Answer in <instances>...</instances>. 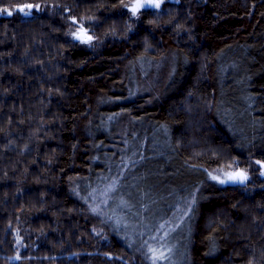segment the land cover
I'll list each match as a JSON object with an SVG mask.
<instances>
[{
  "label": "trees",
  "instance_id": "1",
  "mask_svg": "<svg viewBox=\"0 0 264 264\" xmlns=\"http://www.w3.org/2000/svg\"><path fill=\"white\" fill-rule=\"evenodd\" d=\"M26 3L42 7L0 15V264H151L141 240L170 227L171 264H264V0L0 7ZM231 161L246 187L208 177ZM104 177L119 226L82 199Z\"/></svg>",
  "mask_w": 264,
  "mask_h": 264
},
{
  "label": "snow or ice",
  "instance_id": "2",
  "mask_svg": "<svg viewBox=\"0 0 264 264\" xmlns=\"http://www.w3.org/2000/svg\"><path fill=\"white\" fill-rule=\"evenodd\" d=\"M176 2H179V0H176ZM165 3V0H131V4H122V7L126 9L128 12L131 13V17H138V14L141 13L142 10L149 11V10H158L161 8V5ZM40 4H32V3H26V4H16L11 7L4 6L0 7V15L3 16H12L15 13H20L24 17H30L32 15V9L35 8L36 10L41 9ZM43 7H48L47 4L43 5ZM52 7H58L57 5H53ZM159 14L158 12L156 13ZM91 17H88L87 20L85 18H81V20L77 21L75 17L71 18V22L73 25L76 26V31H70L69 35L73 37L75 41H79L82 44H87L89 46L92 45L93 40L95 39L94 36L89 35V29L85 27L86 22L91 21ZM219 163V161H217ZM257 164H260L261 161H256ZM239 161H231L227 163L226 165H222L215 171L219 173V175H212L211 173H208V177L212 180H215L219 184H233V185H239L246 187L247 181L249 180V175L247 171L243 168L238 167ZM235 166V168H234ZM191 167L199 168L202 167L198 165H192ZM264 175V173H262ZM104 181H108V183H105L104 187L93 189L91 193H89V196L82 197V199L88 200L89 198L93 199V201H96L97 198H99V203L95 206L90 208V211L97 216H105L108 220L114 221L115 225L119 226L122 224V218L118 217L116 215L115 209L112 210L111 215H109L108 212L105 211L104 208L100 207V205L107 206L109 201L111 200L113 203H116V206L118 208H127L129 207L128 203L123 200L122 198L119 199V202L116 201V196L119 193V185H120V179L119 178H109L104 177ZM187 207L185 209H177V213H180L179 219L181 222H183V217L188 216L189 213L193 210V205L197 203L196 197L194 194L191 195V199L186 201ZM139 215V214H137ZM174 215H176L174 213ZM170 223L169 221L165 222ZM124 227L126 228L127 225L125 224ZM165 224L159 225V229H164ZM176 227H179V224L176 225ZM176 229L170 227L168 231H164L159 236H151L150 239L152 241H155L160 245V248H153L149 244V239H142L139 245V248H146L144 255L145 258L151 261V264H160V262L168 261L170 262V253L171 249L169 248L167 250V254L163 251V249L166 247V241L169 235L174 232ZM99 235V233H97ZM140 237H143V233L138 234ZM19 242V241H18ZM139 248L137 250H139ZM111 258V257H109ZM13 259H20L19 256L13 258Z\"/></svg>",
  "mask_w": 264,
  "mask_h": 264
},
{
  "label": "rangeland",
  "instance_id": "3",
  "mask_svg": "<svg viewBox=\"0 0 264 264\" xmlns=\"http://www.w3.org/2000/svg\"><path fill=\"white\" fill-rule=\"evenodd\" d=\"M219 167H221V166H216V167L211 168V169H210L211 174H212V175H219V173H218L217 171H215V170L218 169Z\"/></svg>",
  "mask_w": 264,
  "mask_h": 264
},
{
  "label": "water",
  "instance_id": "4",
  "mask_svg": "<svg viewBox=\"0 0 264 264\" xmlns=\"http://www.w3.org/2000/svg\"><path fill=\"white\" fill-rule=\"evenodd\" d=\"M248 173V172H247ZM248 175H249V173H248Z\"/></svg>",
  "mask_w": 264,
  "mask_h": 264
}]
</instances>
